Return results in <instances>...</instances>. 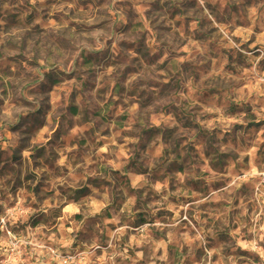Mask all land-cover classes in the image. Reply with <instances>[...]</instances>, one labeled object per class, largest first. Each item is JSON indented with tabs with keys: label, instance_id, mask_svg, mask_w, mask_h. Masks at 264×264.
Returning a JSON list of instances; mask_svg holds the SVG:
<instances>
[{
	"label": "clouds",
	"instance_id": "1",
	"mask_svg": "<svg viewBox=\"0 0 264 264\" xmlns=\"http://www.w3.org/2000/svg\"><path fill=\"white\" fill-rule=\"evenodd\" d=\"M0 264H264V0H0Z\"/></svg>",
	"mask_w": 264,
	"mask_h": 264
}]
</instances>
